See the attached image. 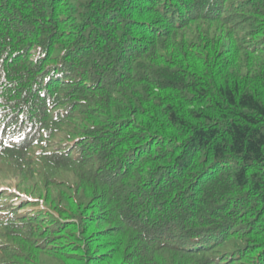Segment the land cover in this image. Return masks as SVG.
Listing matches in <instances>:
<instances>
[{"label": "trees", "instance_id": "1", "mask_svg": "<svg viewBox=\"0 0 264 264\" xmlns=\"http://www.w3.org/2000/svg\"><path fill=\"white\" fill-rule=\"evenodd\" d=\"M0 172V264H264V0H0Z\"/></svg>", "mask_w": 264, "mask_h": 264}, {"label": "rangeland", "instance_id": "2", "mask_svg": "<svg viewBox=\"0 0 264 264\" xmlns=\"http://www.w3.org/2000/svg\"><path fill=\"white\" fill-rule=\"evenodd\" d=\"M37 176V175H36ZM21 176H11L9 173L6 172H0V190H10L11 192H16V184L21 181ZM27 184H25V188H29L33 190V185L36 183V181L31 177V175H28V177L25 178ZM22 182V181H21ZM38 184H40V181H38ZM37 191V189L33 190ZM18 204V202L16 203Z\"/></svg>", "mask_w": 264, "mask_h": 264}]
</instances>
